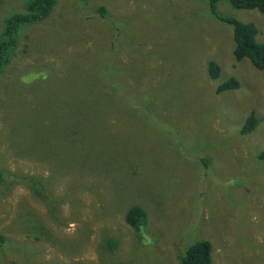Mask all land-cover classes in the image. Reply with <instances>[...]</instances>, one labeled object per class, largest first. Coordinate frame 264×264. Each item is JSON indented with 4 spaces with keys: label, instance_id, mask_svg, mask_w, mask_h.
<instances>
[{
    "label": "rangeland",
    "instance_id": "1",
    "mask_svg": "<svg viewBox=\"0 0 264 264\" xmlns=\"http://www.w3.org/2000/svg\"><path fill=\"white\" fill-rule=\"evenodd\" d=\"M27 2L0 0V35ZM217 11L254 23L264 43L263 13ZM16 39L0 74V167L41 176L56 204L51 215L22 185L0 195V264H181L199 240L212 264H264V71L234 60L232 29L207 0H56ZM230 77L239 88L217 93ZM251 111L259 123L242 135ZM87 130L115 156L87 161L70 146ZM134 205L141 233L124 222Z\"/></svg>",
    "mask_w": 264,
    "mask_h": 264
},
{
    "label": "trees",
    "instance_id": "2",
    "mask_svg": "<svg viewBox=\"0 0 264 264\" xmlns=\"http://www.w3.org/2000/svg\"><path fill=\"white\" fill-rule=\"evenodd\" d=\"M221 1H226L230 6L237 10H257L264 14V0H207L209 10L213 17L229 25L232 29V38L234 42L233 58L236 62L247 59L251 65L259 70L264 71V43L258 42L256 36L259 34L258 27L252 22H242L236 18L226 17L218 13L217 5ZM56 3V0H28L25 6V11L22 13H13L7 16L4 20V29L0 35V74L4 70L5 66L10 62L14 50L17 48L16 34L20 27L24 25H30L37 22H41L47 19ZM99 18L104 19L105 8L100 7L98 9ZM207 76L211 80H217L221 67L220 65L211 60L206 65ZM239 81L235 77H230L224 82L220 83L216 89L217 93L236 90L239 88ZM127 105H133L134 102L129 99L125 102ZM259 121L253 111H251L246 117L240 129V134L247 135L255 130ZM76 135V136H75ZM70 146L78 145L81 155L86 160H95L100 156H106L110 153V156L114 157L115 150L113 144H110V151L107 150L102 153L101 143L94 140V136L89 130L86 131L84 136L79 137L77 131L70 132ZM75 136V137H74ZM44 143H49L53 146L64 144L62 140L53 139L51 137H43ZM17 157L20 156L16 151L14 153ZM130 157V154L128 155ZM120 157V156H119ZM119 157L117 162L119 161ZM256 158L259 161H264V149L257 153ZM80 163L82 162L81 156L79 157ZM95 162H86L85 165L75 168L79 171L78 174L88 173ZM118 166V165H116ZM85 168V169H84ZM98 168H96L97 170ZM68 173V172H67ZM68 176V175H64ZM44 179L41 176L22 174L13 172L5 167H0V195L4 196L10 190V188L18 185L26 187L34 197H37L48 208L49 213L55 214L56 200L51 195H48V191L44 184ZM3 187V188H2ZM146 212L138 205L130 207L125 215V224L133 230L135 233H141L142 228L146 225ZM37 228L41 234L50 236L43 226L38 225ZM109 234L106 235V240L109 243V247L113 249L118 244L117 239ZM5 242L4 238L0 235V245ZM181 264H212L211 258V244L206 240H199L188 246L183 257L180 260Z\"/></svg>",
    "mask_w": 264,
    "mask_h": 264
}]
</instances>
